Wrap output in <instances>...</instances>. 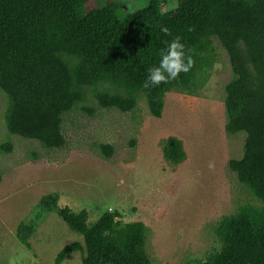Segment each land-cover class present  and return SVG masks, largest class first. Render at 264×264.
I'll use <instances>...</instances> for the list:
<instances>
[{
	"label": "trees",
	"instance_id": "obj_1",
	"mask_svg": "<svg viewBox=\"0 0 264 264\" xmlns=\"http://www.w3.org/2000/svg\"><path fill=\"white\" fill-rule=\"evenodd\" d=\"M171 1L148 0L122 16L124 5L114 1L0 0V92L7 99V131L44 149H60L65 116L87 100L90 90L102 108L122 112H133L143 97L159 118L168 93L190 91L209 74L218 42L233 73L225 87V130L245 135L243 156L231 160L229 169L256 203L222 218L216 227L219 249L186 264H264V0H176L177 8L163 12ZM176 37L192 57V68L167 84L143 88L165 42ZM102 150L112 153L108 145ZM163 155L182 163V141L168 138ZM59 201L57 193L41 198L30 222L18 226L23 244L56 214L83 243L64 247L54 264L76 252L82 264H153L143 222L122 225L112 212L89 223L88 211L75 212Z\"/></svg>",
	"mask_w": 264,
	"mask_h": 264
},
{
	"label": "rangeland",
	"instance_id": "obj_2",
	"mask_svg": "<svg viewBox=\"0 0 264 264\" xmlns=\"http://www.w3.org/2000/svg\"><path fill=\"white\" fill-rule=\"evenodd\" d=\"M109 1L124 5L122 16L149 3L98 0L101 5ZM215 48L209 74L190 91L168 93L159 118L143 97L133 112H122L102 108L90 90L87 100L65 116L60 149L10 135L7 99L0 92V264H54L64 247L83 243L56 214L27 245L19 240L18 226L30 222L35 206L51 193L59 194L61 207L88 211L89 223L112 212L122 225L143 222L153 264L200 261L219 249L216 227L222 218L256 201L229 169L231 160L243 156L245 135L225 130V87L233 73L224 48L218 42ZM170 137L184 145L180 164L163 155ZM104 145L112 147L110 155ZM73 254L82 264V254ZM73 254L62 264H69Z\"/></svg>",
	"mask_w": 264,
	"mask_h": 264
},
{
	"label": "clouds",
	"instance_id": "obj_3",
	"mask_svg": "<svg viewBox=\"0 0 264 264\" xmlns=\"http://www.w3.org/2000/svg\"><path fill=\"white\" fill-rule=\"evenodd\" d=\"M178 3L170 5L168 10H174ZM161 31L168 34L169 29L162 26ZM193 66V59L185 51V45L180 37L165 42V46L160 50L158 64L148 69L142 87L149 89L159 87L176 80L181 73H187ZM69 264H80L79 258L73 254Z\"/></svg>",
	"mask_w": 264,
	"mask_h": 264
}]
</instances>
